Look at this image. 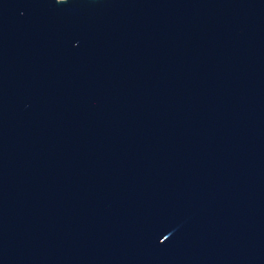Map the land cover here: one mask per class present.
<instances>
[{
    "label": "water",
    "instance_id": "1",
    "mask_svg": "<svg viewBox=\"0 0 264 264\" xmlns=\"http://www.w3.org/2000/svg\"><path fill=\"white\" fill-rule=\"evenodd\" d=\"M0 264H264V0H0Z\"/></svg>",
    "mask_w": 264,
    "mask_h": 264
}]
</instances>
